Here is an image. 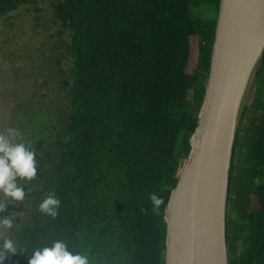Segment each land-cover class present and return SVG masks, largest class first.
<instances>
[{"label": "trees", "instance_id": "trees-1", "mask_svg": "<svg viewBox=\"0 0 264 264\" xmlns=\"http://www.w3.org/2000/svg\"><path fill=\"white\" fill-rule=\"evenodd\" d=\"M33 2L0 0V19ZM199 3L52 2L68 34V56L57 64L66 74L57 101L44 104V93L30 104L21 99L9 125L35 151L38 169L33 180L21 181L25 200L0 212L14 217L8 236L27 250L17 249L4 264H28L33 248L54 240L87 252L91 264H164L163 213L190 150L215 31L216 19L194 18ZM263 71L264 57L235 140L230 264H264ZM49 192L61 201L56 218L39 211ZM153 193L163 200L159 208Z\"/></svg>", "mask_w": 264, "mask_h": 264}, {"label": "water", "instance_id": "water-1", "mask_svg": "<svg viewBox=\"0 0 264 264\" xmlns=\"http://www.w3.org/2000/svg\"><path fill=\"white\" fill-rule=\"evenodd\" d=\"M263 57L264 0H219L197 124L163 213L164 264H230V170L239 122Z\"/></svg>", "mask_w": 264, "mask_h": 264}, {"label": "rangeland", "instance_id": "rangeland-1", "mask_svg": "<svg viewBox=\"0 0 264 264\" xmlns=\"http://www.w3.org/2000/svg\"><path fill=\"white\" fill-rule=\"evenodd\" d=\"M54 1L34 0L33 3H22L18 9L0 19V133H6L17 114L21 99L30 104L40 99V94L44 93V104L47 105L53 104L59 97L57 84L59 78L66 73L65 68L57 64H64L63 59L68 56V34L54 17ZM193 16L216 19L214 0H200L199 5L193 8ZM261 67L262 63L259 70ZM17 70L18 73L15 74ZM258 78L259 75L248 94L238 130L247 122L248 118H243V115L246 106L252 101ZM261 79L264 80V71ZM19 114L20 112L18 117ZM254 116L260 114L255 113ZM235 161L238 162V158ZM230 217L233 218L232 215ZM4 235L8 236V230H5Z\"/></svg>", "mask_w": 264, "mask_h": 264}, {"label": "clouds", "instance_id": "clouds-1", "mask_svg": "<svg viewBox=\"0 0 264 264\" xmlns=\"http://www.w3.org/2000/svg\"><path fill=\"white\" fill-rule=\"evenodd\" d=\"M38 164L35 151L19 137V129L9 127L6 133H0V212L12 202H23L26 198L25 188L21 181H31L37 175ZM150 200L154 208L163 203L161 197L151 194ZM61 201L55 192L48 195L39 204V211L56 218L59 214ZM13 216H0V264L5 258L15 254L22 248L18 241L5 236V230L14 229ZM28 264H91L87 252L74 251L64 240H54L50 245L32 249L28 254Z\"/></svg>", "mask_w": 264, "mask_h": 264}, {"label": "bare ground", "instance_id": "bare-ground-1", "mask_svg": "<svg viewBox=\"0 0 264 264\" xmlns=\"http://www.w3.org/2000/svg\"><path fill=\"white\" fill-rule=\"evenodd\" d=\"M185 165V164H184Z\"/></svg>", "mask_w": 264, "mask_h": 264}]
</instances>
